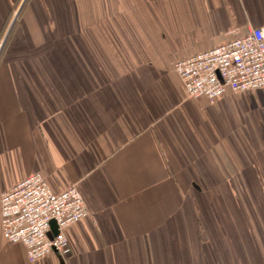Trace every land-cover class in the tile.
<instances>
[{
  "label": "crops",
  "instance_id": "0c3cea01",
  "mask_svg": "<svg viewBox=\"0 0 264 264\" xmlns=\"http://www.w3.org/2000/svg\"><path fill=\"white\" fill-rule=\"evenodd\" d=\"M19 2L0 0V34L22 11L0 51V194L39 172L89 213L67 256L30 261L0 205V264H264V88L212 104L174 70L263 25L264 0Z\"/></svg>",
  "mask_w": 264,
  "mask_h": 264
},
{
  "label": "built area",
  "instance_id": "2783aa9c",
  "mask_svg": "<svg viewBox=\"0 0 264 264\" xmlns=\"http://www.w3.org/2000/svg\"><path fill=\"white\" fill-rule=\"evenodd\" d=\"M174 70L191 98L215 103L227 92L264 88V24L245 35L176 61ZM1 231L8 244L26 247L30 261L70 252L64 229L88 216L84 196L72 184L56 193L39 172L0 194ZM58 232L51 235V223Z\"/></svg>",
  "mask_w": 264,
  "mask_h": 264
},
{
  "label": "trees",
  "instance_id": "16d2710c",
  "mask_svg": "<svg viewBox=\"0 0 264 264\" xmlns=\"http://www.w3.org/2000/svg\"><path fill=\"white\" fill-rule=\"evenodd\" d=\"M24 6H25V4L23 5V7H24ZM23 7H22V9H23ZM22 9H21V10H22ZM21 13H22V11H19V13L17 14L18 17L20 16ZM18 17H17V19L15 20V24H16L17 21H18ZM10 19H11V15L8 17V20L6 21L5 27L2 28L3 30H2V33L0 34V41H1L2 37L4 36V34L6 33V31H8L7 28H9L8 25H9V23H10ZM11 34H12V32H10V34L8 35V38H7V40H6L5 44H4V47H3V49H2V52H3V51L6 49V47L8 46L9 40H10V38H11V36H10Z\"/></svg>",
  "mask_w": 264,
  "mask_h": 264
},
{
  "label": "water",
  "instance_id": "95a60500",
  "mask_svg": "<svg viewBox=\"0 0 264 264\" xmlns=\"http://www.w3.org/2000/svg\"><path fill=\"white\" fill-rule=\"evenodd\" d=\"M14 21V20H13ZM10 27V26H9ZM11 28H12V26L10 27V28H8V31H7V33H6V35H5V37L3 38V42H2V44H1V46H0V51H1V48H2V46L4 45V43H5V41H6V39H7V36H8V34H9V32H10V30H11ZM51 237L53 236V235H55L57 232H58V227H57V224L53 221L52 223H51Z\"/></svg>",
  "mask_w": 264,
  "mask_h": 264
},
{
  "label": "rangeland",
  "instance_id": "374dc122",
  "mask_svg": "<svg viewBox=\"0 0 264 264\" xmlns=\"http://www.w3.org/2000/svg\"><path fill=\"white\" fill-rule=\"evenodd\" d=\"M24 2H26V0H20L19 5H20V6H21V4L23 5ZM24 4H25V3H24ZM21 7H22V6H21ZM16 10H17V8H16ZM16 10H15V11H16ZM15 11H13V13H14V14H13V15H14V18H13V19H16V18H17V17H16V16H17L16 14H18V10H17L16 12H15ZM13 15H12V16H13ZM12 16H11V17H12ZM14 24H15V21H13L12 19H10V23H9L8 27H9V26H10V27L13 26ZM10 27H9V28H10ZM7 29H8V28H7ZM2 39H3V37H2ZM2 39H1L0 43L3 42Z\"/></svg>",
  "mask_w": 264,
  "mask_h": 264
}]
</instances>
